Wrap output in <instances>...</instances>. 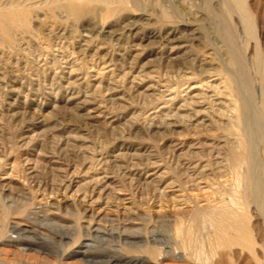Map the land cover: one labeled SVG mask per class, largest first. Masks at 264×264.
Returning a JSON list of instances; mask_svg holds the SVG:
<instances>
[{
	"label": "rangeland",
	"instance_id": "rangeland-1",
	"mask_svg": "<svg viewBox=\"0 0 264 264\" xmlns=\"http://www.w3.org/2000/svg\"><path fill=\"white\" fill-rule=\"evenodd\" d=\"M69 1L72 3H69ZM170 1L171 0H160V2L157 1L156 3V0H153V2L152 0H140L138 2L129 1L131 2L129 3L127 1L122 4L111 5V3H103V1L99 2L97 0H0V10L7 7V9L15 8L21 11V9L25 8L22 10L25 12L27 9L26 24L15 26L13 28L14 32L12 30V36L9 35L11 37L3 30H0V208L2 204L5 205L3 199L9 198L11 202L15 204V207L11 210L10 217H19V219L22 220L25 219L26 214L29 213L35 205L41 206L46 210H51L48 217L52 222L42 219L44 213H40V218L37 219V228L41 226V233H37L34 236L35 239L33 238L32 240L33 248L43 252L42 254L31 252L28 256H23V259L27 262L26 264H66V262L69 261L70 264H183L185 262V264H191L192 262L190 261H180L170 256L179 241L176 234V226L179 223L181 225L183 224L182 228L185 232V239L187 241V250L185 248L183 254L190 260L196 259L200 261L199 264H256L259 260L264 262V192L260 194L257 193V197H248V192L245 191L248 190V183L244 181L243 173H241L242 179H240L241 174L238 178V175L233 173L224 174L226 176L222 175L221 177V173L219 172L220 169H218V166L215 164L216 158L205 148H202L199 154L203 164H209L210 162L206 172L207 176L204 177L206 185L201 184L203 189L200 185L192 182L193 179L196 178L192 170L194 158L192 155L189 157L190 153H187L186 146L189 142H194L196 139L206 140L212 137L215 132L213 130L212 133L211 131L210 133L205 131V133L202 132L204 135L201 133L200 136H196L193 134L195 129L187 126V130L185 129V125H183L178 127L177 132L161 131L157 133L142 125L134 124L132 122L134 120L133 118L145 114L146 112L143 110L150 108L151 103H148V101L145 102L139 97L141 89L137 90V88L124 79L126 75L124 73H128L133 69L138 71L140 67L143 66L146 71H153L152 73L156 77L155 80L158 79L170 84H180L183 81V71L185 67L194 66V60L189 59L187 62H183V59L181 61L169 63L167 62V53H169V51L167 48H163L160 41L153 44L155 47L152 44L147 47H138L136 44L142 43L144 45L147 38L150 36L157 35L156 37L161 38L163 34H166L167 31L173 28L176 29L177 32L186 35L185 40L190 46L201 42L199 47L193 49V52L200 55L201 58H203V55H205L207 51H214L213 49L222 51L225 48V44L212 22L210 8L218 7L222 11H225L228 7L227 5H229V7H231L229 25L236 34L239 47L244 55V61L248 67L251 79L250 92L252 91V95H254L256 101H258L257 105L260 109V116H262L264 124V96L263 100L261 98V91L264 89V0H206L207 2L204 0H172V3ZM63 2L64 4L66 2L65 6H69H66L67 10L66 7L63 6ZM89 2L93 3V6ZM143 2L144 5H142ZM218 2L220 5H218ZM56 3H59L60 6ZM207 3H209L210 8ZM146 4L149 6L146 7ZM43 5L51 8H42ZM61 5L64 8H62ZM153 6L154 9H152ZM55 7L57 10H55ZM169 8L173 9L175 12H172ZM42 9L44 11H42ZM101 9H105L103 10L104 12ZM167 9L171 12H168ZM119 10L121 11L119 12ZM32 11H35L34 14ZM163 11L166 13L164 14ZM58 12L59 14H55ZM36 13L38 17L35 15ZM52 13H54L55 17L51 15ZM171 13L176 14L171 15ZM169 14L172 17H170ZM201 14L204 17H202ZM63 15L66 18H63ZM94 15L100 17H94ZM44 16L47 17V20ZM107 16H109L111 20L107 18ZM29 17L31 18L29 19ZM39 17L42 22H38L40 19ZM83 17L84 19H82ZM103 17L105 20H101ZM153 17L154 20L152 19ZM30 20L34 23L32 21L30 23ZM76 21L80 23L75 24ZM87 21L92 22V26L89 28L84 25ZM178 21L179 24L181 22L180 25ZM105 22L108 24L111 31L120 33L119 38H110L107 32L100 29L101 25ZM130 22H138L137 25L140 26L139 32L134 37L129 31L125 30L123 26ZM201 24H203V26ZM29 26H31V28ZM203 27H206V29ZM76 28L77 30H75ZM90 29L94 30L89 32ZM195 34L200 36L198 42L192 40ZM206 35H211L209 40L205 38ZM3 36L7 39L5 37L3 38ZM30 36L34 38L31 39ZM14 37L16 40L13 39ZM46 38L49 39L47 40ZM92 40H94L95 43L92 42ZM49 41L50 43L48 44ZM35 43H37V46ZM83 43L92 46L86 53L82 52L81 46ZM114 43L116 45H114ZM17 44L21 46L19 47ZM55 46L67 51L71 55L73 54L72 56L74 59L76 58L77 65L80 66L82 73L88 72L91 62H96L91 61L93 60V55L96 53L101 60L110 63L115 69L114 77L118 78L120 76L123 78L119 83V91L120 94L126 96L127 103L121 106H110L99 118L92 119L87 117V109H78L75 103L68 101L69 95L65 88L67 79L63 74L60 58L56 60L50 52ZM65 48L68 49L66 50ZM8 49H10L9 52ZM36 49L37 58L35 55ZM202 51L204 53H202ZM21 52L23 53L21 54ZM77 52L78 54H76ZM185 56H187V54ZM49 61L51 62L50 65H48L50 63ZM136 61L140 66L138 69L136 68ZM23 63L26 66L23 65ZM150 64L152 67L148 68ZM216 64H219V62L216 61L215 65ZM34 67H36V69ZM171 73L172 77L170 78ZM179 74L180 76H178ZM175 78H177V81ZM84 85L76 88L75 93H82L81 95L86 94L90 87L87 84ZM104 85L106 84L104 83ZM130 101H132L134 105ZM136 104L141 105L137 106ZM128 105L130 106L128 107ZM137 112L138 114L141 113V115L137 116ZM112 115L116 116L114 120L108 118ZM108 122H110V124H108ZM128 128L131 129L129 130ZM181 129H184L186 134L183 133L184 131ZM30 136H37L38 141L29 143L27 141L28 139L26 140L25 137ZM46 137H48V140ZM184 142L186 145L183 144ZM173 144H182V146L174 148ZM263 144L258 149V157L261 160L262 167H264ZM181 153L186 157L181 156ZM189 158H191V160H188ZM96 164H98V166ZM153 173L157 174L149 176ZM160 173L162 174L160 175ZM99 176L101 178L105 177L103 182L99 183L98 186L89 184V181L94 180V178H100ZM185 176L188 181H186ZM175 181H177V186L174 188L168 187L169 182H174L175 184ZM183 184L185 186H183ZM252 185L254 186V184ZM229 187L232 188L230 189ZM223 189L227 190L225 191ZM211 190L213 191L211 192ZM237 191L239 193L234 194ZM106 192L107 194H105ZM198 198L200 200H198ZM179 199H184L187 203V207H189V212L193 209L198 210L205 208L206 206L214 208L217 207V205L219 206L220 203L224 201L229 202L230 200L238 204L240 200L239 206L243 203L242 207H245L246 203L247 207L244 208L246 210H243V212L248 217V221H246V226L244 224H239L237 229H227L225 239H220L213 225L214 223L211 220L212 217L209 219L208 216L206 218L207 222L202 219L198 227L194 226L190 216L185 217L187 212L184 213L182 210L178 209L179 206H185L179 204ZM88 200L90 201L88 202ZM93 213H96L94 220L91 218ZM60 217H67L70 225H72L67 228L59 227L54 222H57ZM6 220L7 219L4 221ZM90 223L94 225L97 224L100 229L96 233L93 232L92 236L88 238L90 241L89 248H79V240L86 235V227ZM210 225L214 228L211 229L212 227ZM27 226H30V223L29 225L26 223L23 224V227ZM216 234L217 236L215 237ZM63 235L67 236V241L64 240L61 242L60 238ZM161 248L168 250L169 256L164 260L165 262L159 263L157 258L159 257V249ZM196 248H198L199 251H197ZM14 250L15 249L11 248L9 245H1L0 257L6 260L8 264H23L22 260H20L22 258L19 259V255L16 254ZM74 251L78 254H74ZM84 252L85 257L81 254ZM71 253H73V255Z\"/></svg>",
	"mask_w": 264,
	"mask_h": 264
},
{
	"label": "bare ground",
	"instance_id": "bare-ground-1",
	"mask_svg": "<svg viewBox=\"0 0 264 264\" xmlns=\"http://www.w3.org/2000/svg\"><path fill=\"white\" fill-rule=\"evenodd\" d=\"M14 1V0H13ZM18 1V0H16ZM38 1V0H37ZM46 1V0H45ZM54 1V0H52ZM63 1V0H61ZM74 1V0H73ZM77 1V0H75ZM84 1H93V0H84ZM96 1V0H94ZM97 1H103V3H111V5H116V4H122L124 2H129V1H134L138 2L140 0H97ZM142 1V0H141ZM160 2V0H156V3ZM169 1V0H168ZM172 1V0H171ZM170 1V2H171ZM207 2L206 0H204ZM216 1V0H214ZM219 1V0H218ZM256 1V0H255ZM10 2V1H9ZM41 2V1H40ZM71 1H69L70 3ZM133 2V3H134ZM153 2V0H152ZM162 2V1H161ZM164 2V1H163ZM162 2V3H163ZM174 2V1H173ZM15 3V2H14ZM47 3V2H46ZM45 3V4H46ZM51 3V2H50ZM72 3V2H71ZM91 3V2H89ZM102 3V2H101ZM131 3V2H129ZM165 3V2H164ZM172 3V2H171ZM215 3V2H214ZM219 3V2H218ZM217 3V4H218ZM253 3V2H252ZM255 3V2H254ZM44 4V5H45ZM57 4V3H56ZM55 4V6H56ZM62 4V3H61ZM66 4V2H65ZM63 2V6L66 7ZM98 4V3H95ZM153 4V3H152ZM209 5V3H207ZM227 4V3H226ZM16 5V3H15ZM39 5V4H38ZM43 5V6H44ZM48 5V4H47ZM58 6L59 3L57 4ZM72 5V4H71ZM93 6V3H91ZM99 5V4H98ZM103 5V4H102ZM101 5V6H102ZM131 5V4H130ZM135 5V4H134ZM133 5V6H134ZM144 5V2L143 4ZM158 5V4H157ZM161 5V4H160ZM163 5V4H162ZM220 5V3L218 4ZM32 6V5H31ZM42 8H45L47 6H44ZM49 6V5H48ZM62 6V5H61ZM62 6V8H64ZM77 6V5H76ZM100 6V7H101ZM107 6V5H105ZM104 6V8H105ZM109 6V5H108ZM149 6L146 4V7ZM156 6V5H155ZM165 6V5H163ZM168 6V4H167ZM197 6V5H196ZM195 6V7H196ZM222 6V5H221ZM226 8L225 11H222L218 7H212L210 8V16L212 18V22L215 25L217 33L220 35V37L223 39V42L225 44L224 50H215L211 52H206L205 55H203V58L200 57V55L194 53L193 49L195 47H199L201 44H194V45H189L187 41L185 40L186 35L184 33H179L176 31V29L171 28L170 31H167L166 34H163L161 38H158L156 36H150L147 38L146 43L143 45L142 43H137L136 46H151L155 42L160 41V44L163 45V48H167L169 53L168 54V61L167 62H176V61H181L187 62V60L191 59L195 61L194 66L190 67H185L183 71V81L180 84H170L167 82H162L158 79L155 80V75L152 73L153 71H146L143 66H139L136 61V68L140 67V70L133 69L132 71L126 74L124 76V79L128 81L130 84H132L137 90L141 89L139 92V97L143 99L145 102L148 101L150 102L151 106L150 108H147L146 110L144 109L146 113L141 115L135 114L139 117L133 118L134 120L132 121L134 124L142 125L146 128L152 129L153 131L161 132V131H172V132H177L179 126L185 125V129H187V126H190V128L195 129V134L196 136H200L202 132L205 133L212 130L215 132L213 133V136L206 139V140H198L196 139L194 142H189V144L186 146L187 147V153H190V156L194 158V164L192 166V170L194 175H196V178L193 179L192 182H195V184L200 185L205 184L204 182V177L207 176L206 172L209 168V164H203L202 159L200 157V150L202 148H205L208 150L215 158H216V166H218L219 172L221 173V177L224 174H236L238 175V178L241 173H243L244 176V181L248 183V190L247 191V196L248 197H257V193L260 194L264 192V167H262L261 160L258 157V149L259 147L263 144L264 140V124L262 121V116H260V109L258 107V101H256L255 96L252 95V91L250 92L251 89V79L249 75V70L247 65L245 64L244 61V55L242 53V50L239 47L238 40L236 37V34L232 30L231 26L229 25V16H230V9L229 5ZM256 6V5H255ZM5 7V6H4ZM39 7V6H38ZM69 7V6H67ZM66 7V10H67ZM79 7V6H78ZM83 7V6H82ZM86 7V6H85ZM128 7V6H126ZM132 7V5H131ZM143 7V6H142ZM162 7V6H161ZM166 7V6H165ZM169 7V6H168ZM174 7V6H173ZM198 7V6H197ZM196 7V8H197ZM254 7V6H253ZM22 8V7H21ZM50 9L51 7H47ZM46 8V9H47ZM58 8V7H57ZM60 8V7H59ZM107 8V7H106ZM120 8V7H119ZM122 8V7H121ZM130 8V7H129ZM133 8V7H132ZM136 8V7H135ZM163 8V7H162ZM160 8V9H162ZM25 8L21 9H15V8H8L0 10V30L4 31L8 36L12 34V30L14 32V27L22 24H26L25 22L27 21V14L23 12ZM53 9V8H52ZM51 9V10H52ZM146 9V8H145ZM151 9V8H149ZM154 9V6L153 8ZM156 9V7H155ZM164 9V8H163ZM171 9V8H169ZM35 10V9H33ZM49 10V11H51ZM55 10L56 7H55ZM54 10V11H55ZM59 10V9H58ZM62 10V9H61ZM70 10V9H69ZM102 11L105 9H101ZM142 10V9H141ZM168 10V9H167ZM172 12L173 9H171ZM224 10V8H223ZM29 11V10H28ZM42 11H44L42 9ZM48 11V10H47ZM53 11V10H52ZM60 11V10H59ZM63 11V10H62ZM65 11V10H64ZM75 11V10H74ZM73 11V12H74ZM107 11V10H106ZM121 10H119L120 12ZM143 11V10H142ZM147 11V10H146ZM170 10H168L169 12ZM199 11V10H198ZM207 11V10H206ZM261 11V10H259ZM30 12V11H29ZM33 12V11H32ZM35 12V11H34ZM33 12V14H34ZM46 12V11H45ZM57 12V11H56ZM67 12V11H65ZM104 12V11H103ZM109 12V11H108ZM127 12V11H126ZM157 12V11H156ZM155 12V13H156ZM171 12V11H170ZM197 12V11H196ZM234 12V11H233ZM264 12V11H263ZM262 12V14H263ZM38 13V11H37ZM37 13L35 15H37ZM44 13V12H43ZM47 13V12H46ZM84 13V12H83ZM154 13V12H153ZM165 14L166 12L163 11ZM32 14V13H31ZM55 14H59L55 13ZM69 14V13H68ZM67 14V15H68ZM82 14V13H81ZM102 14V12H101ZM106 14V13H105ZM118 15H121L117 13ZM157 14V13H156ZM155 14V15H156ZM174 13H171V15ZM176 14V13H175ZM174 14V15H175ZM189 14V13H188ZM203 14V13H202ZM201 14V16H202ZM51 15L54 16V13ZM66 15V16H67ZM84 15V14H83ZM170 15V14H169ZM168 15V17H169ZM170 15V17H172ZM192 15V14H190ZM61 16V15H60ZM59 16V17H60ZM64 16V15H63ZM82 16V15H81ZM85 16V15H84ZM91 16V14H90ZM97 15H94V17ZM102 16V15H101ZM106 16V15H105ZM104 16V17H105ZM117 16V15H116ZM115 16V17H116ZM32 17V16H31ZM29 17V19L31 18ZM38 17V15H37ZM47 20V17L44 16ZM52 17V16H51ZM55 17V16H54ZM70 17V15H69ZM98 18L100 16H97ZM101 18L102 19H104ZM131 17V16H129ZM133 17V16H132ZM137 17V16H136ZM151 17V16H149ZM169 17V18H170ZM175 17V16H174ZM179 17V16H178ZM187 17V16H186ZM198 17V16H197ZM204 17V16H202ZM40 18V17H39ZM44 18V19H45ZM53 18V17H52ZM62 18V17H61ZM63 18H66L65 16ZM78 18V17H76ZM109 18V16H107ZM134 18V17H133ZM168 18V19H169ZM176 18V17H175ZM194 18V17H193ZM262 18V16H261ZM28 19V21H29ZM35 19V18H34ZM70 19V18H68ZM84 19V17L82 18ZM96 19V18H95ZM110 19V18H109ZM128 19V18H127ZM154 20V17L152 18ZM159 19V18H158ZM165 19V17H164ZM172 19V18H171ZM170 19V20H171ZM174 19V18H173ZM179 19V18H178ZM181 19V17H180ZM189 19V18H188ZM33 20V17H32ZM30 20V23L31 21ZM38 20V19H36ZM41 18L39 19L38 22L40 21ZM63 20V19H62ZM61 20V21H62ZM72 20V18H71ZM79 20V19H78ZM105 20V19H104ZM111 20V19H110ZM109 20V21H110ZM120 20V19H117ZM186 20V18H185ZM209 20V19H208ZM122 21V20H120ZM164 21V20H163ZM173 21V20H172ZM171 21V22H172ZM193 21V20H192ZM239 21V20H238ZM33 22V21H32ZM46 22V21H44ZM49 22V21H48ZM75 22V21H73ZM98 22V21H97ZM107 22V21H106ZM103 23L100 27L101 30H104L107 32L110 36V38H119L120 33L117 31H111L109 29V26L107 23ZM119 22V21H118ZM117 22V23H118ZM139 22V21H138ZM137 22V23H138ZM148 22V21H147ZM146 22V23H147ZM158 22V21H157ZM162 22V21H161ZM176 22V21H173ZM29 23V22H28ZM34 23V22H33ZM36 23V22H35ZM52 23V22H51ZM56 23V22H55ZM60 23V22H59ZM64 23V22H62ZM78 21H76L75 24H77ZM80 23V22H79ZM78 23V24H79ZM112 23V22H111ZM122 23V22H121ZM136 22H130L129 24H124V29L129 31L132 36H136L137 33L139 32L140 26L137 25ZM159 23V22H158ZM184 23V21H183ZM195 23V22H194ZM201 23V22H200ZM45 24V23H44ZM58 24V22H57ZM70 24V23H69ZM99 24V23H98ZM171 24V23H170ZM169 24V25H170ZM176 24V23H172ZM179 24V21H178ZM181 24V22H180ZM179 24V25H180ZM198 24V23H197ZM204 24V23H203ZM203 24H201L203 26ZM262 24V22H261ZM50 25V24H49ZM53 25V24H52ZM51 25V26H52ZM60 26V24H58ZM67 25V23H66ZM71 25V24H70ZM85 27L89 28L92 26L91 21L85 22ZM143 25V24H141ZM160 25V24H158ZM165 25V23H164ZM19 26V27H20ZM27 26V25H26ZM25 26V27H26ZM43 26V25H42ZM41 26V27H42ZM55 26V25H54ZM73 26V25H72ZM79 26V25H78ZM81 26V25H80ZM151 26V25H150ZM149 26V27H150ZM154 26V25H153ZM261 26V25H260ZM31 28V26H29ZM44 27V26H43ZM50 27V26H49ZM57 27V26H55ZM75 27V26H74ZM142 27V26H141ZM158 27V26H157ZM163 27V26H162ZM165 27V26H164ZM180 27V26H179ZM184 27V26H183ZM194 27V26H193ZM201 27V26H200ZM54 28V27H53ZM62 28V27H61ZM73 28V27H72ZM152 28V27H151ZM161 28V27H160ZM186 28V27H185ZM195 28V27H194ZM204 28V27H203ZM24 29V28H22ZM21 29V30H22ZM35 29V28H33ZM47 29V28H46ZM74 29V28H73ZM79 29V28H78ZM96 29V27H95ZM154 29V28H153ZM157 29V28H156ZM179 29V28H178ZM206 29V27L204 28ZM26 30V29H25ZM71 30V29H70ZM77 30V28L75 29ZM81 30V29H80ZM79 30V31H80ZM94 30V29H93ZM93 30L90 29L89 32H92ZM122 30V29H121ZM142 30V29H141ZM144 30V29H143ZM147 30V29H146ZM28 31V30H27ZM50 31V30H49ZM83 31V30H82ZM152 31V30H151ZM36 32V31H35ZM81 32V31H80ZM128 32V33H129ZM4 33V34H5ZM17 33V32H16ZM29 33V32H28ZM45 33V31H44ZM48 33V32H47ZM54 33V31H53ZM57 33V32H56ZM125 33V32H124ZM146 33V32H145ZM152 33V32H151ZM215 33V32H214ZM19 34V33H18ZM32 34V32H31ZM88 34V33H86ZM93 34V33H91ZM127 34V33H126ZM125 34V35H126ZM16 35V34H15ZM20 35V34H19ZM18 35V36H19ZM29 35V34H28ZM33 35V34H32ZM62 35V34H61ZM124 35V36H125ZM12 36V35H11ZM9 36V37H11ZM17 36V37H18ZM70 36V35H69ZM214 36V35H213ZM5 36H3L4 38ZM31 37V36H30ZM29 37V38H30ZM92 37V36H90ZM89 37V38H90ZM97 37V36H95ZM101 37V36H100ZM160 37V36H159ZM211 35H206L205 38L209 40ZM216 37V36H215ZM2 38V39H3ZM6 38V37H5ZM34 38V37H33ZM31 37V39H33ZM53 38V37H52ZM56 38V37H55ZM58 38V37H57ZM86 38V37H85ZM105 38V37H104ZM123 38V37H122ZM137 38V37H136ZM7 39V38H6ZM15 39V37L13 38ZM47 40L49 38H46ZM60 39V38H59ZM58 39V40H59ZM75 39V37H74ZM73 39V40H74ZM78 39V38H77ZM125 39V38H124ZM134 39V38H133ZM160 39V40H159ZM200 39V36L195 34L192 37V40H195L198 42ZM4 40V39H3ZM11 40V39H10ZM16 40V39H15ZM22 40V39H21ZM26 40V39H25ZM37 40V39H35ZM40 40V39H39ZM67 40V37H66ZM85 40V39H84ZM101 40V39H100ZM99 40V41H100ZM109 40V38H108ZM119 40V39H118ZM24 41V40H23ZM38 41V40H37ZM57 41V40H56ZM70 41V40H69ZM72 41V39H71ZM116 41V40H115ZM205 41V40H204ZM16 42V41H15ZM21 42V41H19ZM27 42V41H26ZM30 42V41H29ZM43 42V41H41ZM52 42V41H51ZM60 42V41H58ZM65 42V41H64ZM76 42V41H75ZM84 42V41H83ZM89 42V40H88ZM94 42V40H92ZM104 42V41H103ZM108 42V41H107ZM10 43V42H9ZM8 43V44H9ZM14 43V42H13ZM31 43V42H30ZM45 43V42H44ZM43 43V45H44ZM50 41L48 42V44ZM56 43V42H55ZM71 43V42H70ZM69 43V44H70ZM95 43V42H94ZM111 43V42H109ZM136 43V42H135ZM209 43V42H207ZM221 43V42H220ZM4 44V43H3ZM7 46L9 47V45ZM16 44V43H15ZM19 44V43H18ZM17 44V45H18ZM27 44V43H26ZM72 44V43H71ZM91 44V43H90ZM106 44V43H105ZM108 44V43H107ZM118 44V43H117ZM159 44V43H158ZM193 44V43H191ZM28 45V44H27ZM37 46V43H35ZM114 45H116L114 43ZM121 45V44H120ZM123 45V44H122ZM130 45V43H129ZM208 45V44H207ZM4 46V45H3ZM19 46V45H18ZM21 46V45H20ZM19 46V47H20ZM29 46V45H28ZM51 46V45H50ZM58 46V45H57ZM63 46V44H62ZM98 46V45H97ZM108 46V45H107ZM106 46V47H107ZM112 46V45H111ZM124 46V45H123ZM154 46V45H153ZM46 47V45H45ZM48 47V46H47ZM92 46H90L87 43H83L81 48L82 52L86 53L91 49ZM100 47V46H98ZM114 47V46H113ZM112 47V48H113ZM119 47V45H118ZM155 47V46H154ZM204 47V46H203ZM12 48V47H11ZM44 48V46H43ZM97 48V47H96ZM111 48V49H112ZM122 48V47H121ZM160 48V47H159ZM190 48V49H189ZM211 48V47H210ZM216 48V47H215ZM4 49V47H3ZM7 49V48H6ZM23 49V48H21ZM49 49V48H47ZM66 49V48H65ZM68 49V48H67ZM66 49V50H67ZM79 49V48H78ZM77 49V50H78ZM98 49V48H97ZM115 49V48H114ZM130 49V47H129ZM200 49V48H199ZM10 49H8L9 52ZM12 50V49H11ZM15 50V49H13ZM46 50V49H45ZM72 50V49H71ZM109 50V49H108ZM151 50V49H150ZM1 51V50H0ZM7 51V50H5ZM20 51V50H19ZM33 51V50H32ZM47 51V50H46ZM49 51V50H48ZM99 51V50H98ZM116 51V50H114ZM134 51V50H133ZM145 51V50H144ZM152 51V50H151ZM198 51V49H197ZM11 52V51H10ZM51 55H53L56 60L57 58H60L61 65L63 68V74L65 78L67 79L66 83V91L69 95L68 101L71 103H75L76 107L78 109H87V117L96 119L99 118L102 113L110 106H121L127 103V98L124 94H120V88H119V83L123 78L120 76L118 78L114 77V67L99 58L96 54L93 55L91 61H96L95 63L91 62V66L89 65L88 72L82 73L80 66L77 65L76 58H73V54H69L67 51H64L61 48L58 47H53L51 49ZM81 52V53H82ZM105 52V51H104ZM200 52V51H199ZM18 53V52H16ZM23 52H21L22 54ZM42 53V52H41ZM40 53V54H41ZM115 53V52H114ZM113 53V54H114ZM135 53V52H134ZM202 53H204L202 51ZM12 54V52H11ZM14 54V53H13ZM26 54V53H25ZM78 54V52L76 53ZM80 54V53H79ZM93 54V53H92ZM147 54V53H146ZM151 54V53H150ZM156 54V53H155ZM158 54V53H157ZM187 54V56H185ZM36 58H37V49L35 52ZM43 55V54H42ZM49 55V54H48ZM152 55V54H151ZM20 56V55H18ZM27 56V55H26ZM44 56V55H43ZM42 56V57H43ZM155 56V55H154ZM161 56V55H160ZM183 56V57H182ZM29 57V56H28ZM47 57V56H46ZM83 57V55H82ZM127 57V56H126ZM147 57V56H146ZM150 57V56H149ZM158 57V56H157ZM165 57V58H166ZM20 58V57H19ZM39 58V57H38ZM120 58V57H119ZM161 58V57H160ZM49 59V58H48ZM152 59V58H151ZM155 59V58H154ZM83 60V58H82ZM137 60V59H136ZM156 60V59H155ZM21 61V60H20ZM19 61V62H20ZM26 61V60H24ZM29 61V60H28ZM35 61V60H34ZM59 61V60H58ZM216 61L219 62V64H216ZM30 62V61H29ZM50 62V61H49ZM79 62V61H78ZM83 62V61H82ZM85 62V61H84ZM151 62V60H150ZM16 63V62H15ZM14 63V64H15ZM57 63V62H55ZM114 63V62H113ZM3 64V63H2ZM34 64V63H32ZM51 62L48 64L50 65ZM53 64V63H52ZM141 64V63H140ZM167 64V63H166ZM186 64V63H185ZM188 64V63H187ZM23 65H25L23 63ZM22 65V66H23ZM38 65V64H37ZM42 65V64H41ZM26 66V65H25ZM28 66V65H27ZM82 66V64H81ZM189 66V65H188ZM21 67V66H20ZM148 66V68H151ZM180 67V66H179ZM10 68V67H9ZM36 69V67H34ZM46 68V67H45ZM50 68V67H49ZM85 68V66H84ZM31 69V68H30ZM52 69V68H51ZM15 70V69H14ZM32 70V69H31ZM54 70V69H53ZM34 71V70H33ZM159 72V71H157ZM176 73V72H175ZM24 74V73H23ZM52 74V73H50ZM55 74V73H54ZM62 74V73H61ZM161 75V74H160ZM176 75V74H175ZM116 76V73H115ZM180 76V74L178 75ZM46 77V76H45ZM168 77V76H167ZM172 77V73L170 78ZM176 77V76H175ZM28 78V77H27ZM30 78V77H29ZM33 78V77H32ZM179 78V77H178ZM177 78H175L176 80ZM33 80V79H32ZM52 80V79H51ZM174 80V81H175ZM31 81V80H30ZM167 81V80H166ZM172 81V80H171ZM177 81V80H176ZM1 82V81H0ZM7 82V80H6ZM22 82V81H21ZM33 82V81H32ZM40 82V81H39ZM59 82V81H58ZM10 83V82H9ZM42 83V82H41ZM51 83V82H50ZM63 84V82L61 81ZM104 83L106 85H104ZM12 84V83H11ZM14 84V83H13ZM61 84V85H62ZM87 84L90 89L89 91L84 94H76L75 90L76 88ZM28 85V84H27ZM42 85V84H41ZM65 85V84H64ZM85 86V85H84ZM121 86V84H120ZM13 87V86H12ZM19 87V85H18ZM44 87V86H43ZM62 87V86H61ZM57 88V87H56ZM124 88V87H123ZM82 89V88H81ZM80 89V90H81ZM16 90V88H15ZM17 91V90H16ZM65 91V92H66ZM6 92V91H5ZM31 92V91H30ZM137 92V91H136ZM9 93V92H8ZM137 94V93H136ZM11 95V94H10ZM13 95V94H12ZM264 96V89L261 91V98L263 100ZM16 98V97H15ZM14 98V99H15ZM139 98V99H140ZM129 99V98H128ZM137 99V97H136ZM131 100V99H129ZM259 100V99H258ZM51 101V100H50ZM136 101V100H133ZM138 101V99H137ZM58 102V101H57ZM93 102V103H92ZM129 102V101H128ZM132 103V101H130ZM144 102V103H145ZM91 104V107H90ZM130 104V103H129ZM133 104V103H132ZM142 104V103H141ZM141 104H136L141 105ZM73 105V104H72ZM134 105V104H133ZM146 105V104H145ZM17 106V105H16ZM71 106V105H70ZM93 106V107H92ZM130 105H128L129 107ZM69 107V106H68ZM127 107V108H128ZM132 107V106H131ZM56 108V107H55ZM112 108V107H111ZM115 108V107H114ZM124 108V107H123ZM142 108V107H141ZM73 109V108H72ZM121 109V108H119ZM16 110V109H14ZM23 111V110H22ZM71 111V109H70ZM86 111V110H85ZM119 111V110H118ZM132 111V110H131ZM142 111V110H141ZM140 111V112H141ZM14 112V111H13ZM116 112V111H115ZM3 113V112H2ZM11 113V112H10ZM23 113V112H22ZM70 113V112H69ZM132 113V112H131ZM143 113V112H142ZM12 114V113H11ZM76 114V112H75ZM80 114V113H79ZM83 114V113H82ZM113 114V113H112ZM25 115V114H24ZM131 115V114H130ZM123 116V115H122ZM11 117V116H10ZM109 119H115L116 116L112 115L108 117ZM22 119V118H21ZM103 119V118H102ZM129 119V118H128ZM126 119V120H128ZM131 120V118H130ZM88 121V120H87ZM90 121V120H89ZM129 121V120H128ZM24 122V121H23ZM125 122V121H123ZM127 122V121H126ZM131 122V121H130ZM92 123V121H91ZM98 123V122H97ZM118 123V122H117ZM122 123V122H121ZM120 123V124H121ZM110 124V122H108ZM123 124V123H122ZM25 125V123H24ZM101 126V125H99ZM98 126V127H99ZM125 126V125H124ZM1 127V126H0ZM38 127V126H37ZM94 127V126H93ZM26 128V127H25ZM48 128V127H47ZM138 128V127H137ZM44 129V128H43ZM67 129V128H66ZM129 129V128H128ZM131 129V128H130ZM129 129V130H130ZM105 130V129H104ZM103 130V131H104ZM137 130V129H136ZM146 130V129H145ZM184 131V129H181ZM180 130V132H181ZM188 130V129H187ZM62 131V130H61ZM128 131V130H127ZM150 131V130H149ZM194 131V130H192ZM191 131V132H192ZM39 132V131H38ZM42 132V131H41ZM137 132V131H136ZM178 132V133H180ZM184 131L183 133H185ZM51 133V132H50ZM128 133V132H127ZM156 133V134H157ZM190 133V132H189ZM188 133V134H189ZM31 134V133H28ZM27 134V135H28ZM60 134V133H59ZM148 134V132H147ZM160 134V133H159ZM169 134V133H167ZM182 134V133H181ZM186 134V133H185ZM192 134V133H190ZM203 134V133H202ZM208 134V133H207ZM25 135V134H24ZM54 135V134H53ZM150 135V134H149ZM172 135V134H171ZM180 135V134H179ZM204 135V134H203ZM209 135V134H208ZM26 136V135H25ZM169 136V135H168ZM184 136V134H183ZM187 136V135H185ZM207 136V135H205ZM42 137V136H41ZM123 137V136H122ZM161 137V136H160ZM26 140L29 143H34L38 141V137H25ZM48 137H46L47 139ZM52 138V137H51ZM79 138V137H78ZM55 139V138H54ZM45 140V138H44ZM48 140V139H47ZM40 141V140H39ZM68 141V140H67ZM182 141V140H181ZM45 142V141H44ZM69 142V141H68ZM73 142V141H72ZM173 142V141H171ZM179 142V141H178ZM82 143V142H80ZM175 143V142H174ZM262 143V144H261ZM36 144V143H35ZM68 144V143H67ZM183 144L186 145L184 142ZM174 145V144H173ZM264 145V144H263ZM32 146V145H31ZM66 146V145H65ZM82 146V145H80ZM79 146V147H80ZM169 146V144H168ZM182 146V144H175L174 148H179ZM35 147V146H34ZM37 147V146H36ZM170 147V146H169ZM172 147V146H171ZM88 148V147H87ZM170 149V148H169ZM81 150V148H80ZM168 150V149H167ZM124 151V150H123ZM170 151V150H169ZM178 151V150H177ZM205 151V150H204ZM203 151V152H204ZM175 152V151H174ZM182 152V151H181ZM202 152V151H201ZM115 153V150H114ZM117 153V152H116ZM170 153V152H169ZM186 153V152H185ZM183 153V154H185ZM186 153V154H187ZM207 153V152H206ZM156 154V153H155ZM173 154V153H172ZM171 154V155H172ZM47 155V154H46ZM83 155V154H82ZM116 155V154H115ZM131 155V153H130ZM179 155V154H177ZM204 155V153H203ZM176 156V155H175ZM181 156L182 155L181 153ZM179 156V157H181ZM177 157V156H176ZM186 157V156H184ZM207 158V157H205ZM113 159V158H112ZM211 159V158H209ZM214 159V158H213ZM120 160V159H119ZM188 160H191L189 158ZM206 160V159H204ZM215 160V159H214ZM97 161V160H96ZM213 161V160H211ZM92 162V161H91ZM95 162V161H94ZM100 162V161H99ZM181 162V161H179ZM183 162V161H182ZM97 163V162H96ZM155 163V162H154ZM157 163V162H156ZM177 163V162H176ZM153 164V163H152ZM90 165V164H89ZM98 166V164H96ZM107 165V164H106ZM155 165V164H154ZM157 165V164H156ZM96 167V166H95ZM184 167V166H183ZM191 167V166H190ZM94 168V167H93ZM100 168V167H99ZM92 169V168H91ZM88 171V170H87ZM93 171V170H92ZM159 171V170H158ZM157 171V172H158ZM162 171V170H161ZM186 171V170H185ZM32 172V171H31ZM160 172V171H159ZM218 172V173H219ZM148 173V172H147ZM163 173V172H162ZM160 173V175L162 174ZM34 174V173H33ZM90 174V173H89ZM149 174V173H148ZM157 174V173H156ZM155 173L150 174L149 176L156 175ZM192 174V173H191ZM102 175V174H101ZM187 175V173H186ZM189 175V174H188ZM220 175V174H219ZM104 176V175H102ZM210 176V175H209ZM213 176V175H212ZM226 176V175H224ZM100 177V176H99ZM195 177V176H191ZM230 177V176H229ZM242 177V174L240 176V179ZM86 178V177H85ZM105 178V177H104ZM103 177L101 178H94V180L89 181V184H94L96 186L99 185V183L103 182ZM153 178V177H152ZM164 178V177H163ZM208 178V177H207ZM186 179V176H185ZM226 179V178H225ZM151 181V180H150ZM186 181H188L186 179ZM209 181V180H208ZM216 181V180H215ZM105 183V182H104ZM177 181L174 182H169L168 187L174 188L176 185ZM184 183V182H183ZM227 183V182H226ZM232 183V182H231ZM108 184V183H107ZM106 184V186H107ZM254 184V186L252 185ZM182 185V184H181ZM206 185V184H205ZM210 185V184H207ZM227 185V184H226ZM229 185V184H228ZM247 185V184H245ZM183 186H185L183 184ZM181 186V187H183ZM80 187V186H79ZM193 187V186H191ZM202 187V186H201ZM200 187V188H201ZM211 187V186H210ZM226 187V186H225ZM245 187V186H244ZM106 188V187H105ZM203 188V187H202ZM230 188V187H229ZM232 188V187H231ZM230 188V189H231ZM237 188V187H236ZM102 189V188H101ZM179 189V188H178ZM184 189V188H183ZM204 189V188H203ZM207 189V188H206ZM210 189V188H209ZM246 189V187H245ZM225 190V189H223ZM222 190V192H223ZM227 190V189H226ZM225 190V191H226ZM241 190V188H240ZM98 191V190H97ZM183 191V190H182ZM213 190H211L212 192ZM234 191V189H233ZM221 192V193H222ZM229 192V191H228ZM227 192V194H228ZM218 193V192H217ZM239 193L238 191L235 192L234 194ZM246 193V192H245ZM107 194V192L105 193ZM214 194V193H213ZM244 194V193H243ZM105 196V195H104ZM212 196V195H211ZM219 196V195H218ZM237 196V195H236ZM239 196V195H238ZM244 196V195H243ZM246 196V198H247ZM264 196V195H263ZM81 197V196H80ZM84 197V196H83ZM91 197V196H90ZM106 197V196H105ZM177 197V196H176ZM242 197V195H241ZM240 197V198H241ZM98 198V196H97ZM174 198V197H173ZM226 198V197H225ZM228 198V197H227ZM235 198V197H234ZM264 198V197H263ZM100 199V198H99ZM177 199V198H176ZM203 199V198H202ZM222 199V198H221ZM239 199V197H238ZM243 199V197H242ZM245 199V198H244ZM5 202V205L2 204L0 208V246L1 245H9L11 248H14L15 253L19 255V259L22 260L23 264H26L27 262L23 259V256H28L31 252H34L35 254H42L43 251H39V249L33 248V243L32 240L34 236L37 233H41V226H38L37 228V219L40 218V213H44L42 216V219L44 220H51L48 216L50 214L51 210H46L43 209L41 206L35 205L33 209L26 214V217L24 220L19 219V217H14L11 218V210L15 207V204L11 202L9 198L3 199ZM87 200V199H86ZM189 200V199H187ZM198 200H200L198 198ZM204 200V199H203ZM263 200V199H262ZM90 200H88L89 202ZM106 201V200H105ZM174 201V199H173ZM217 201V200H216ZM240 201V200H239ZM238 201V204H239ZM178 202H180V205H185V206H179L178 209L182 210L184 213L187 212L185 217H189L193 223L194 226L198 227L200 224V221L204 219L206 221V218L209 216V219L212 217L213 225L218 233V237L220 239H225L226 234H227V229L229 228H238L239 224H246V221H248V217L246 214L243 212L245 207H242V205H238L235 201H229V202H222L220 205L217 207H209L206 206L205 208L202 209H196V210H190L189 212V207H187V203L184 201V199H179ZM188 202V201H187ZM191 202V201H190ZM211 202V201H210ZM218 202V201H217ZM243 202V200H242ZM213 203V202H212ZM241 203V202H240ZM218 204V203H217ZM99 205V204H98ZM215 205V204H214ZM54 206V205H52ZM55 207V206H54ZM264 207V206H263ZM49 208V207H48ZM162 210V209H161ZM252 211V210H251ZM256 211V210H254ZM182 212V213H183ZM91 213V212H90ZM96 214V213H95ZM94 213L91 215L92 220L95 219L96 215ZM3 215V216H2ZM4 217V218H3ZM182 218V217H181ZM7 219L6 221H4ZM210 220V222H211ZM52 222V221H50ZM207 222V221H206ZM205 222V223H206ZM26 223L30 226L23 227V224ZM56 225L59 227L67 228L70 227V223L67 220V217H60L57 222H54ZM69 223V224H68ZM203 223V222H202ZM211 224V223H210ZM183 225V224H182ZM182 225L179 223L176 226V234L179 238L177 246L174 247L172 253L170 256H173L177 260L180 261H190L192 262L191 264H199L200 261L194 259L190 260L185 254H183V250L187 247V241L185 239V232L182 228ZM205 225V224H204ZM87 226V225H86ZM211 226V225H210ZM246 226V225H245ZM244 226V227H245ZM85 227V226H84ZM212 227V226H211ZM212 227L211 229H213ZM256 227V226H254ZM207 228V227H206ZM263 228V227H262ZM82 229V228H81ZM99 226L94 225L90 223L87 227V233L84 235L80 240H79V248H89L90 246V241L89 237L92 236V233H96L99 231ZM246 229V228H245ZM63 230V229H62ZM235 230V229H234ZM244 230V229H243ZM247 230V229H246ZM213 231V230H212ZM215 232V230H214ZM238 232V231H237ZM194 233V232H193ZM239 233V232H238ZM85 234V233H84ZM133 234V233H132ZM190 234V233H189ZM131 235V234H130ZM198 236V235H197ZM217 234L215 235V237ZM67 236L63 235L60 238V241L63 242L66 240ZM176 238V237H175ZM218 238V239H219ZM35 239V238H34ZM196 239V238H195ZM194 240V239H193ZM192 240V241H193ZM154 242V241H153ZM177 242V241H176ZM191 242V241H189ZM229 242V241H228ZM231 242V241H230ZM196 243V242H195ZM194 243V244H195ZM190 244V243H189ZM190 246V245H189ZM192 247V246H191ZM190 247V248H191ZM198 247V246H197ZM197 251L198 248H196ZM151 250V249H150ZM187 250V248H186ZM196 252V251H195ZM74 254H78L76 251L73 252ZM73 253H71L73 255ZM186 253V252H185ZM188 253V252H187ZM83 254V257H85V252L81 253ZM196 255V253H195ZM1 256V252H0ZM75 256V255H74ZM169 256V251L166 250L165 248L159 249V257L157 258L159 263H162L166 258ZM72 257V256H71ZM197 257V256H195ZM69 258V257H68ZM82 259V258H81ZM80 260V259H79ZM247 260V259H246ZM70 262V261H69ZM69 262H66V264H70ZM75 262V261H74ZM83 262V261H81ZM165 262V261H164ZM78 263V262H77ZM80 263V261H79ZM183 263V262H182ZM186 263V262H185ZM183 263V264H185ZM0 264H8L6 260H3L0 257ZM76 264V263H75ZM256 264H264L263 261H258Z\"/></svg>",
	"mask_w": 264,
	"mask_h": 264
}]
</instances>
